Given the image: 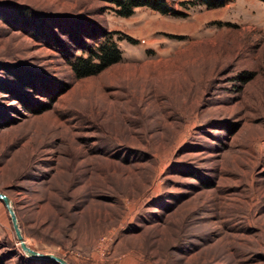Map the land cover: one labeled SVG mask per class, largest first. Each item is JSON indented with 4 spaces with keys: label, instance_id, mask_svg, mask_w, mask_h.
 I'll list each match as a JSON object with an SVG mask.
<instances>
[{
    "label": "rangeland",
    "instance_id": "1",
    "mask_svg": "<svg viewBox=\"0 0 264 264\" xmlns=\"http://www.w3.org/2000/svg\"><path fill=\"white\" fill-rule=\"evenodd\" d=\"M0 0V191L70 264H264V2ZM122 60L78 79L106 42ZM0 264L36 263L0 201Z\"/></svg>",
    "mask_w": 264,
    "mask_h": 264
},
{
    "label": "trees",
    "instance_id": "2",
    "mask_svg": "<svg viewBox=\"0 0 264 264\" xmlns=\"http://www.w3.org/2000/svg\"><path fill=\"white\" fill-rule=\"evenodd\" d=\"M113 6V12L122 18H129L134 15L139 8H149L162 15L173 14L182 16L169 3V0H99ZM264 2V0H261ZM227 0H200V3L208 8L222 7ZM122 60V54L117 44L114 42L104 43L99 52L91 51L88 58L79 57L72 62L73 70L78 79L86 78L98 74L108 67L117 64Z\"/></svg>",
    "mask_w": 264,
    "mask_h": 264
},
{
    "label": "water",
    "instance_id": "3",
    "mask_svg": "<svg viewBox=\"0 0 264 264\" xmlns=\"http://www.w3.org/2000/svg\"><path fill=\"white\" fill-rule=\"evenodd\" d=\"M0 201L4 204L7 209L10 219L16 234V238L20 244V247L24 254L32 259L36 263H47V264H70L65 259L56 256L54 254H43L38 251L31 249L25 242V238L21 229L20 221L16 210L14 208V204L10 197L3 192L0 191Z\"/></svg>",
    "mask_w": 264,
    "mask_h": 264
}]
</instances>
